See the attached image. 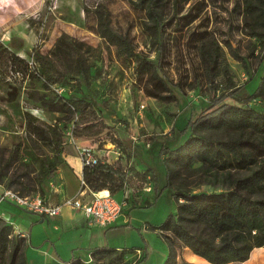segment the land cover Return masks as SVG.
<instances>
[{"label": "rangeland", "instance_id": "rangeland-1", "mask_svg": "<svg viewBox=\"0 0 264 264\" xmlns=\"http://www.w3.org/2000/svg\"><path fill=\"white\" fill-rule=\"evenodd\" d=\"M32 1L10 0L15 8L7 13L13 16L3 25L0 42L25 59L46 55L58 68L59 80L49 83L37 72V62L30 75L23 76L11 69L5 56L0 58V183L25 195L43 194L46 188L40 162L52 158L53 147L28 131V112L43 128H56L63 151L79 158V150L93 144L103 161L120 169L125 185L114 194L124 201L122 212L144 229L150 251L141 260L143 251H136L138 256L130 248L126 262L115 259L113 252L80 259L85 264H163L170 233L159 227L186 195L224 190L229 170L200 161L190 167L170 163L169 184L162 189L168 155L162 147L181 144L189 134L179 133L187 118L235 87L243 90L228 102L264 110V94L242 97L256 88L264 72V34H251L242 0H159L160 73L176 97L166 101L147 94L165 91L148 74L136 72L135 57L117 54L116 46L96 31V10L103 9L110 26L128 37L136 55L157 61V25L146 7L135 4L138 0ZM76 56L88 69V85L75 66ZM70 95L81 100L78 110H59ZM203 132L226 138L238 131L220 127ZM122 238L123 246L139 239L128 229ZM185 255L195 264H210ZM233 264H264V247H255L248 259Z\"/></svg>", "mask_w": 264, "mask_h": 264}, {"label": "trees", "instance_id": "trees-1", "mask_svg": "<svg viewBox=\"0 0 264 264\" xmlns=\"http://www.w3.org/2000/svg\"><path fill=\"white\" fill-rule=\"evenodd\" d=\"M159 0H138L135 4L146 7L148 15L157 25L158 51L157 61L136 55L134 47L126 35L118 33L110 26L109 13L97 9V33L109 43L116 46V52L125 57H135L137 73H146L155 80L165 93L147 91L148 95L161 100H174L168 80L160 73L163 55V44L160 40V15L157 11ZM241 8L249 19L251 34H264V0H242ZM6 57L11 69L30 75L27 59L17 55L0 42V58ZM37 72L44 73L49 83L59 80V71L53 60L46 55L36 53L34 57ZM75 66L88 85V69L83 65L80 56L75 58ZM243 90L235 87L212 99L210 104L190 115L179 130L181 135L189 134L176 147H162L167 153L164 159L167 169L168 187L170 163L179 167H190L200 161L212 168L229 170L226 176V188L219 192L197 193L186 195L185 200L176 205V212L167 216L159 227L160 231L169 232L168 254L163 264H177L178 249L188 247L198 257L210 264L240 263L249 258L255 247H264V110L230 103L226 99L236 96ZM264 94V72L256 88L251 93H242L244 99ZM81 100L70 95L64 99L59 110L72 112L78 110ZM28 131L39 139L51 144L52 158L40 162V173L44 180L54 177L56 166L60 162L62 151L61 134L53 126L47 129L36 123L30 113H24ZM228 127L237 130L226 138L212 137L203 131ZM115 143L120 141L115 139ZM81 178L84 185L93 191L109 190L114 194L124 189L123 174L113 164L99 161L93 166L82 167ZM112 183V184H111ZM160 192L155 193L154 200ZM180 197V196H179ZM151 204L148 202L145 205ZM164 233V232H163ZM22 238L12 234V226L0 218V264H26L22 251ZM178 244L180 247H175ZM117 253L115 259L123 261L125 251L113 248H97L93 253ZM145 256L142 255L141 260ZM135 261L134 264H136ZM66 264H85L80 258Z\"/></svg>", "mask_w": 264, "mask_h": 264}, {"label": "crops", "instance_id": "crops-1", "mask_svg": "<svg viewBox=\"0 0 264 264\" xmlns=\"http://www.w3.org/2000/svg\"><path fill=\"white\" fill-rule=\"evenodd\" d=\"M33 1L36 4L37 0ZM9 2L10 0H4L0 3L1 11L6 12L0 14V34L6 27L3 25L13 16L7 14L8 12L13 14L15 8L14 3ZM18 2L27 4L30 0H17V4ZM59 160L54 177L45 181L46 188L42 194L51 204L66 195L76 193L82 175L83 165L76 154L62 150ZM3 189L4 186L0 183V194ZM25 210L8 201H0L2 221L12 226L14 236L23 239L22 251L26 264H66L72 259L84 258L97 248L124 250V262L127 260L126 251L130 248L134 255L139 256L137 252L141 254V251L145 257L149 255L144 229L135 224L130 215L123 212L111 225L100 227L89 226L79 212L68 207L51 217ZM127 229L136 231L139 239L134 244L123 246L122 234ZM185 253L198 256L188 247H181L178 249L177 264H195L186 257ZM135 261L137 264L140 262V260Z\"/></svg>", "mask_w": 264, "mask_h": 264}, {"label": "built area", "instance_id": "built-area-1", "mask_svg": "<svg viewBox=\"0 0 264 264\" xmlns=\"http://www.w3.org/2000/svg\"><path fill=\"white\" fill-rule=\"evenodd\" d=\"M27 62L30 70H33L36 64L35 59H27ZM96 149L95 145L90 144L79 150V159L83 166H93L99 161H103ZM118 154H120V150ZM0 201H8L18 207L49 217L58 215L63 208L68 207L79 212L89 226L100 227H107L114 223L122 213L124 205L123 199L117 198L109 190L105 194H100L99 191L89 189L84 185L82 178L76 193L66 195L53 204L47 202L41 193L25 195L11 188L2 190ZM0 218H2L1 213Z\"/></svg>", "mask_w": 264, "mask_h": 264}, {"label": "bare ground", "instance_id": "bare-ground-1", "mask_svg": "<svg viewBox=\"0 0 264 264\" xmlns=\"http://www.w3.org/2000/svg\"><path fill=\"white\" fill-rule=\"evenodd\" d=\"M99 192H100V194H105V193H107V189H102Z\"/></svg>", "mask_w": 264, "mask_h": 264}]
</instances>
